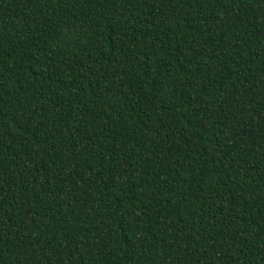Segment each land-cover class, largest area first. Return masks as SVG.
I'll use <instances>...</instances> for the list:
<instances>
[{
  "label": "trees",
  "instance_id": "obj_1",
  "mask_svg": "<svg viewBox=\"0 0 264 264\" xmlns=\"http://www.w3.org/2000/svg\"><path fill=\"white\" fill-rule=\"evenodd\" d=\"M0 264H264V0H0Z\"/></svg>",
  "mask_w": 264,
  "mask_h": 264
}]
</instances>
